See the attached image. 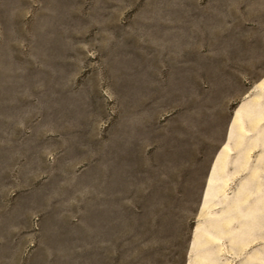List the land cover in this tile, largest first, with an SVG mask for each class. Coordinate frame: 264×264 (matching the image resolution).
<instances>
[{
  "label": "rangeland",
  "instance_id": "rangeland-1",
  "mask_svg": "<svg viewBox=\"0 0 264 264\" xmlns=\"http://www.w3.org/2000/svg\"><path fill=\"white\" fill-rule=\"evenodd\" d=\"M0 264H264V0H0Z\"/></svg>",
  "mask_w": 264,
  "mask_h": 264
}]
</instances>
